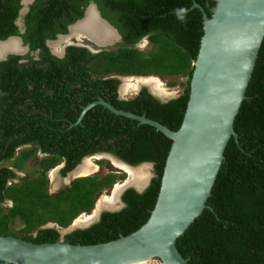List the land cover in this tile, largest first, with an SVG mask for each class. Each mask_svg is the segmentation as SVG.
I'll list each match as a JSON object with an SVG mask.
<instances>
[{
  "label": "trees",
  "instance_id": "16d2710c",
  "mask_svg": "<svg viewBox=\"0 0 264 264\" xmlns=\"http://www.w3.org/2000/svg\"><path fill=\"white\" fill-rule=\"evenodd\" d=\"M22 0H0V40L20 36L29 54L0 61V236L14 235L35 244L60 240L54 223L65 229L89 212L97 196L124 175L79 177L67 190L47 192V171L60 163L65 176L85 157L109 153L130 166L152 164L153 175L142 193L121 195L124 206L103 211L83 230L63 236L66 244L94 245L139 229L157 200L171 140L155 128L115 115L101 105L80 117L83 107L99 97L118 110L154 120L172 131L182 122L201 37L202 13L208 17L215 0H33L24 16L25 31L15 24ZM95 3L101 17L122 37L115 50L91 53L68 47L62 59L51 55L46 40L65 34ZM183 8L184 19L178 18ZM147 37L150 52L137 44ZM21 59L25 62L19 63ZM120 76L183 77L177 98L161 102L145 88L131 100L118 99ZM170 87L176 82H170ZM244 99L234 119L224 160L201 215L177 238L176 248L188 264H264V38L257 52ZM39 152L37 168L20 180L16 171ZM8 163V166L5 165ZM104 161H98L103 164ZM12 182L9 184V182ZM15 181V182H14ZM14 182V183H13ZM5 201L12 206L5 208ZM15 219L21 236L11 234ZM34 233V236L27 235ZM0 264H10L0 262Z\"/></svg>",
  "mask_w": 264,
  "mask_h": 264
},
{
  "label": "water",
  "instance_id": "95a60500",
  "mask_svg": "<svg viewBox=\"0 0 264 264\" xmlns=\"http://www.w3.org/2000/svg\"><path fill=\"white\" fill-rule=\"evenodd\" d=\"M31 2L32 0H24L21 4L28 5ZM215 2L210 17L197 3L192 6L202 13L203 35L193 62L186 109L176 131L146 118L145 115L138 116L118 110L102 98L83 107L77 119V123H80L90 108L101 105L115 115L149 125L171 140L157 200L148 220L136 231L116 240L94 245L64 243L62 238L66 233L76 227L86 229L98 221L102 208L98 210L94 205L95 217L86 225H77V219L65 229H60L54 223L44 225L43 228H56L59 231L61 237L55 243L35 244L13 235L0 236V262L141 264L156 261L160 264H188V260L178 252L176 240L208 208L206 202L224 160L225 147L231 137L237 138L233 129L234 119L245 98L257 52L264 38V0ZM92 6L96 10L98 21L113 35V40L97 46L108 47L118 41L120 36L101 17L96 5ZM85 17L86 12L81 20L69 26L68 31L71 33V28ZM83 38L95 43L88 35ZM10 39H17L21 46L18 36L0 42ZM48 44L47 42L46 45ZM88 49L92 53L98 52ZM22 50L26 52L27 47ZM5 54L0 56V61L5 59ZM155 94L153 96L158 97ZM145 165L152 167L150 163ZM149 180L142 187L131 184L124 186L117 193V201L120 202L121 194L128 188L142 193ZM123 206L121 203L118 207H104V210L116 212Z\"/></svg>",
  "mask_w": 264,
  "mask_h": 264
},
{
  "label": "rangeland",
  "instance_id": "374dc122",
  "mask_svg": "<svg viewBox=\"0 0 264 264\" xmlns=\"http://www.w3.org/2000/svg\"><path fill=\"white\" fill-rule=\"evenodd\" d=\"M74 39L77 40L76 43L78 45H84V46L92 49V51H95V50L99 51V50L105 49V48H100V46H97L99 44H97L96 42H95L96 44L92 43L83 37L73 38L72 40H74ZM138 47L141 51H143L145 53L151 51V44H149L146 41H143L142 43H140ZM107 49H109V48H107ZM53 50H55V49L52 48V51ZM152 81H153V83L148 84L145 82L138 81L136 78H124L122 83L119 86V91L122 93L124 98H126V99L131 98L137 93V91L142 86L140 83H144V84H147L151 87L152 91H150V92H152L153 94L157 93V95L156 94L155 95L160 97L161 101L170 100L172 98L177 97L181 93L180 84L182 82H184L185 79L183 77H173V76H171V77H153ZM170 82H176V85L173 87H170L168 85ZM143 86H145V85H143ZM153 87L157 88L160 93L156 92ZM39 159H40V157H38L36 155L34 158H32L30 161H28L25 164L24 169H22L21 173H19L22 180L23 179L28 180L30 178V175L28 172L31 169L37 168V166H38L37 163H38ZM100 159L104 160V163L97 165V162L100 161ZM86 163H87V167L89 166L90 170H87L85 172V174L82 176L103 177L106 174L124 175L123 179L117 180L116 183L112 187L106 188L97 196V198L95 200V206H97V203L99 201H101L102 199L103 200H111L112 198L111 199H108V198H110L113 195V193L115 192L116 185H118V184L122 185L123 183H126V181H128L129 178H131V173L129 171H127L122 165L115 164L113 162V159L108 157V156L98 155V156H94L91 158L89 157L86 159ZM5 165L8 166V163H5ZM57 168H54V169L50 170V172H48V173H50V175H49L50 180L48 183V186L50 185L49 187L51 188L49 191L50 193H52L55 190H57V192H58V189H52V187L55 185L54 181L56 182L55 178H56V176H58V171H57L58 169ZM133 169H134V172L136 171L134 173V175H136V178L143 180V182H147L149 179H151V177L153 175L152 167L145 165V164H140L138 166H135V167H133ZM65 180L66 179L60 180L62 187L65 184L67 185ZM57 181H59V179H57ZM65 188H67V186H65ZM5 207H10V206H5ZM116 207H117V205H116ZM93 209L91 211L83 213V214H86V216H92V214L94 213ZM102 209L104 210V208H102ZM83 214L79 215L78 217L81 216L80 218H82L84 216ZM78 217H77V219H78ZM84 217H83V220H84ZM22 227H23V223L19 219H15L13 221V223L11 224V228H12L10 231L11 234H16L17 236H21V234L19 233V230ZM27 236L28 237L34 236V233H31ZM141 264H160V263L156 262V261H149V262H144Z\"/></svg>",
  "mask_w": 264,
  "mask_h": 264
},
{
  "label": "flooded vegetation",
  "instance_id": "af4514ba",
  "mask_svg": "<svg viewBox=\"0 0 264 264\" xmlns=\"http://www.w3.org/2000/svg\"><path fill=\"white\" fill-rule=\"evenodd\" d=\"M22 1H24V0H22ZM21 4V3H20ZM32 4V2L31 3H29L28 5H22L21 4V9L19 10V13H18V17L16 18V21H15V24H16V26H17V28H18V32H19V34H23L24 33V31H25V26H24V16L28 13V11H29V6ZM91 3H89L86 7H85V9H84V12H83V15H82V17L81 18H83V16H84V14H85V12H86V17H85V24L83 25V28L84 27H86V30L84 29V30H82L83 28H82V26H79V25H74L73 26V29H71V33L68 31V29H69V26H71V25H73L74 23H72V24H69L67 27H66V33L65 34H63V35H69V36H66V37H64V38H61V40H69L68 42H66V45L65 44H63V47H64V49H63V47H62V49H57V51L58 52H60L61 51V53H52L51 51H52V49L51 48H49L50 49V53H51V55L52 56H54L55 58H57V59H62L64 56H65V54H66V49L68 48V47H71V46H74V47H83L82 45H78L76 42H77V40L76 39H74V40H72L73 38H78V37H80V36H84V35H88V36H90L91 38L93 37V41L94 42H96V40H98V42L99 41H101V42H99V43H102V42H106V41H110V40H113V35L110 33V31L108 30V29H106L104 26H102L101 24H100V22L97 20V23H99V26L102 28V30H101V32L99 31H97V30H95V29H93V26L91 25V23L90 22H88L87 20H88V15H89V17L90 16H93V17H96L95 16V10L92 8V5H90ZM92 4H95V3H92ZM90 5V6H89ZM96 5V4H95ZM97 6V5H96ZM25 7L27 8V9H25ZM89 7V8H88ZM25 9V10H23L22 12V14H20V11L22 10V9ZM92 8V9H91ZM101 15V14H100ZM80 18V19H81ZM97 19V18H96ZM104 19V18H103ZM79 20V19H78ZM82 21V22H83ZM107 21V20H106ZM108 22V21H107ZM109 23V22H108ZM18 24H20V25H18ZM110 24V23H109ZM111 25V24H110ZM115 28V27H114ZM116 29V28H115ZM105 30V31H104ZM117 30V29H116ZM79 32H80V34H79ZM83 32V33H82ZM117 32H118V30H117ZM95 34V35H94ZM97 34V35H96ZM118 35L120 36V39L118 40V41H114L110 46H108L107 48H109V49H102V50H115L116 48H117V44H119V43H121L122 42V37H121V35H120V33L118 32ZM58 36H59V34H57L56 36H55V39H49V40H46V43L49 41V42H56L57 41V39H58ZM10 37H12V36H10ZM18 37H20V36H18ZM70 37V38H69ZM9 38V37H8ZM96 38V40H94ZM147 38V37H146ZM20 39H21V37H20ZM71 39V40H70ZM143 42V39L142 40H140L139 42H138V44H137V47L139 46V44L140 43H142ZM148 42V41H147ZM21 47H24V46H27V51L26 52H24L23 54H19V55H14V56H20V57H24V56H26V55H30V56H33V59L34 60H37L38 59V57H37V51H34V52H29V47H28V45H26V44H24L23 43V41H22V39H21ZM45 43V44H46ZM60 44V40L55 44V46L57 47L58 45ZM96 44V43H95ZM54 48V47H53ZM139 48V47H138ZM8 51V52H11V51H13V52H19L18 51V44H17V42H16V40H14V41H12V42H9V43H7L6 45H3V44H0V56H2L3 55V53L5 52V51ZM7 58V57H6ZM5 58V59H6ZM26 60L25 59H21L20 61H19V63H22V62H25ZM111 78H117L118 80H119V82H120V84L122 83V81H123V79H124V77L123 76H120V75H112L111 76ZM136 79H138V78H136ZM145 79V78H144ZM144 79H139L138 81H141V82H144V81H147V80H144ZM148 81H152V79H150V80H148ZM153 83V82H152ZM119 84V85H120ZM142 86H141V89L142 88H145L146 90H147V92L150 94V90L147 88V87H145V86H143L144 84L143 83H140ZM147 85V84H146ZM156 91H158L157 89H156ZM155 93V92H154ZM117 95H118V99H120V100H128V98L126 99V98H124V96L123 95H121L120 94V92H119V87H118V90H117ZM130 99H132V98H130ZM160 100V99H159ZM107 154H109V153H107ZM38 157H40V159H39V161L42 159V158H44L45 156L44 155H42V154H40L39 152H37V154H36ZM35 155V156H36ZM109 155H111V156H113L112 154H109ZM90 158L92 157V156H89ZM88 157V158H89ZM113 158H115V159H117L115 156H113ZM87 159V157L86 158H83V160H84V162H83V160L74 168V169H72L70 172H68L65 176H61L60 174H59V172H60V170L64 167V164L63 163H61V165H59V167H58V176H56V182L54 181V186L52 187V189H58V192H57V190H55V191H53L52 193H50L49 191H50V185L48 186L47 185V192L49 193V194H51V195H55V194H59L60 192H63V191H65V190H67L68 188H69V186H70V182L72 181V180H74V179H76V178H78V176H82V175H84L85 174V172L87 171V170H90V168H89V166L87 167V163L85 162V160ZM39 161H38V163H39ZM37 163V164H38ZM97 165H99L98 164V162H97ZM115 165V164H114ZM125 169H126V166H123ZM77 168V169H76ZM76 169V170H75ZM133 169V168H132ZM75 170V171H74ZM127 171H132V170H129V169H126ZM74 171V172H73ZM48 172H50V171H47V173H46V176H47V179H48V183H49V175H50V173H48ZM73 172V173H72ZM19 173H21V171H16V174L20 177V174ZM106 175H108V174H106ZM105 175V176H106ZM76 176V177H75ZM82 177H88V176H82ZM57 179H59V181H57ZM62 179H66L65 181H66V183H67V185L65 184L63 187H62V185H61V182H60V180H62ZM20 180H22L21 179V177H20ZM24 180V179H23ZM22 180V181H23ZM129 180H130V178H129ZM128 180V181H129ZM128 181H126V184L128 183ZM150 181V180H149ZM15 182V181H14ZM13 182V183H14ZM10 183H12L11 181H10ZM136 184H138V185H142L143 183H136ZM135 184V185H136ZM65 186H67V188H65ZM122 187H123V185H117L115 188V192L113 193V195L110 197V198H108V199H111L113 196H115V204L113 205V207H116V205H117V207L122 203V201H121V196H120V202H118L117 201V199H116V196H117V193H119V191L122 189ZM105 190V189H104ZM102 201H103V199L99 202V204H98V206H97V209L99 210L100 208V205L102 204ZM102 208H104V206L102 207ZM107 208V207H106ZM93 209V208H92ZM103 211H105V210H103L102 209V211L99 213V216H100V214L103 212ZM96 213V212H95ZM95 213H94V215H92V216H86V215H84L86 218H93L94 219V217H95ZM83 216V217H84ZM83 217L82 218H80L77 222V225H79V222L80 221H82L83 220ZM84 217V221H85V218ZM99 220V219H98ZM96 223V222H95ZM88 224V223H87ZM94 224V223H93ZM86 225V224H85ZM80 226V225H79ZM74 230H79V228H74L73 230H71L70 232H72V231H74ZM81 230V229H80ZM69 232V233H70ZM66 234H68V233H66Z\"/></svg>",
  "mask_w": 264,
  "mask_h": 264
},
{
  "label": "bare ground",
  "instance_id": "6f19581e",
  "mask_svg": "<svg viewBox=\"0 0 264 264\" xmlns=\"http://www.w3.org/2000/svg\"><path fill=\"white\" fill-rule=\"evenodd\" d=\"M92 8L95 10V8L92 6ZM91 8V9H92ZM95 12H96V10H95ZM95 16H96V13H95ZM97 17H93V16H90L89 17V15H88V22H90L91 23V25L93 26V29H95V30H97L98 32L100 31L101 32V30H102V28L99 26V23H97V20L98 19H96ZM85 21V20H84ZM79 22L77 25H79V26H82V28H83V25L85 24V22ZM101 24V23H100ZM102 25V24H101ZM103 26V25H102ZM87 27V26H86ZM86 27H84L82 30H86ZM71 29H73V27L71 28ZM83 33V32H82ZM79 34H80V32H79ZM95 35V34H94ZM97 35V34H96ZM90 37V36H89ZM94 37V36H93ZM93 37L91 38L92 40H93ZM70 38V37H69ZM14 40H16V42H17V44H18V51L19 52H15V53H23V50L20 48V45H19V42H18V40L17 39H10V40H8L7 42H3V43H1L0 42V44H3V45H6L7 43H9V42H12V41H14ZM94 40H96V38L94 39ZM111 41V40H110ZM99 42H101V41H99ZM98 42V40H96V43L97 44H101L102 45V43H99ZM57 42H55V43H51L50 45L52 46V47H56L55 46V44H56ZM6 52H8L7 50L3 53V54H5ZM11 52H13V51H11ZM153 77H155V76H151V77H148V78H141V79H144V80H150V79H152ZM137 80H139V79H137ZM144 81L145 83H148V84H150V83H152L153 81ZM155 84V83H154ZM128 85V84H127ZM130 85V84H129ZM155 87V86H154ZM153 87V88H154ZM155 89V91H156V89L157 88H154ZM161 89V88H160ZM158 90V89H157ZM156 92H158L159 93V90L158 91H156ZM115 164H117V165H122V164H119V163H115ZM122 166H125V165H122ZM126 169H129V170H132V171H130V173H131V178H130V180L128 181V183L126 184V183H123L122 185H123V187L124 186H126V185H129V184H131V185H135L137 182L138 183H143L142 185H138V184H136L135 186H137V187H142L146 182H143V180H140V179H138V178H136V175H134V173L136 172H134V169H132V168H130V167H128V166H126ZM119 185V184H118ZM117 186V185H116ZM122 187V188H123ZM120 192V191H119ZM100 202V201H99ZM99 202H98V204H99ZM116 202H115V196H113L112 197V199L111 200H103L102 201V204L100 205V207L99 208H102L103 206L104 207H107V208H112L113 207V205L115 204ZM98 204H97V206H98ZM94 213H95V211H94ZM94 213L92 214V215H94ZM83 215H86V214H83ZM81 217V216H80ZM80 217H78V219H77V221L80 219ZM86 218V217H85ZM93 220V218H86L85 219V221L84 220H82V221H80L79 222V225L81 226V225H85V224H87V223H90L91 221ZM76 223H78V222H76Z\"/></svg>",
  "mask_w": 264,
  "mask_h": 264
},
{
  "label": "clouds",
  "instance_id": "9594fccd",
  "mask_svg": "<svg viewBox=\"0 0 264 264\" xmlns=\"http://www.w3.org/2000/svg\"><path fill=\"white\" fill-rule=\"evenodd\" d=\"M21 2H23V1H21ZM20 2V3H21ZM32 2H33V0H32ZM21 5V4H20ZM90 5H93L92 4V2H91V4ZM89 5V6H90ZM97 7V6H96ZM89 8V7H88ZM98 9V8H97ZM186 10L185 9H183V8H181L180 10H179V12L177 13L178 14V18L180 19V20H183L184 19V15H183V13L185 12ZM82 19V18H81ZM81 19H79V20H81ZM79 20H77V21H79ZM70 35V34H69ZM69 35H63V34H59V36H58V39H57V41L56 42H58L59 40H60V44L57 46V47H55V48H53L51 45H49V44H51V43H55V42H49L48 41V45H46L48 48H53V49H55V50H53V51H51L52 53H61V51L60 52H58L57 51V49H62V47H63V44H65L66 45V42H68L69 40H61V38H64V37H66V36H69ZM12 37H16V36H12ZM80 37H83V36H80ZM10 38V37H9ZM79 38V37H78ZM8 39V38H7ZM7 39H5V40H7ZM5 40H3V41H5ZM71 40V39H70ZM1 42H2V40H0ZM143 41H146L147 42V38L145 37V38H143ZM149 43V42H148ZM62 46V47H61ZM80 46V45H79ZM83 47H85V48H87L88 49V47H86V46H84V45H82ZM24 47H27V46H24ZM24 47H21L20 46V48L21 49H23ZM65 47V46H64ZM64 47H63V49H64ZM100 48H102V47H100ZM107 47H105V49H106ZM28 50V49H27ZM26 50V51H27ZM89 50V49H88ZM90 51V50H89ZM95 51H98V50H95ZM101 50H99L98 52H100ZM25 51H23V53H24ZM91 52V51H90ZM97 52V53H98ZM23 53H15V54H12V53H8V52H6V54H5V56L6 57H8L9 55H19V54H23ZM92 53V52H91ZM5 57V58H6ZM7 59V58H6ZM6 59H4V60H6ZM4 60H1V61H4ZM151 76H155V77H162V76H156V75H151ZM151 76H146V77H143V76H123L124 78H138V79H141V78H148V77H151ZM144 84V83H143ZM145 85V87H148V89L150 90V91H152V89H151V87L149 86V85H146V84H144ZM120 86V85H119ZM140 91H141V87H140V89L137 91V93L133 96V97H131L132 99L133 98H135L139 93H140ZM120 92V91H119ZM160 93V92H159ZM120 94L122 95V93L120 92ZM157 94V93H156ZM150 95L151 96H153V93L152 92H150ZM179 96V95H178ZM177 96V97H178ZM154 97V96H153ZM177 97H175V98H177ZM100 98V97H99ZM156 99H160V98H158V97H155ZM172 99H174V98H172ZM104 100V99H103ZM128 100H131L130 98H128ZM171 100V99H170ZM105 101V100H104ZM159 101H161V100H159ZM167 101H169V100H167ZM166 101V102H167ZM161 102H163V101H161ZM142 116V115H141ZM98 155H105V156H108V157H110V158H112L113 159V162L114 163H119V164H122V165H125V166H128V167H131V168H133V167H135V166H130V165H128V164H126V163H124L123 161H121L120 159H115V158H113V156H111V155H109V154H107V153H101V154H95V155H92V157H94V156H98ZM86 158V157H85ZM88 158V157H87ZM100 160H102V159H100ZM104 161V160H103ZM116 161V162H115ZM83 162H84V160H83ZM85 162H86V160H85ZM143 164H145V163H143ZM151 164V163H150ZM59 165H61V163L60 164H58L57 166H55V167H53L52 169H54V168H57V167H59ZM52 169H50V170H52ZM58 169V168H57ZM49 170V171H50ZM125 173V172H124ZM76 177V176H75ZM79 177H82V176H78V178ZM116 183V182H115ZM114 183V184H115ZM9 184H11L10 182H9ZM113 184V185H114ZM112 185V186H113ZM123 194V193H122ZM121 194V195H122ZM6 203H5V206H12V203L10 202V201H5ZM4 206V207H5ZM10 207H5V208H10ZM77 219V218H76ZM14 236V235H13ZM19 238V237H18Z\"/></svg>",
  "mask_w": 264,
  "mask_h": 264
}]
</instances>
